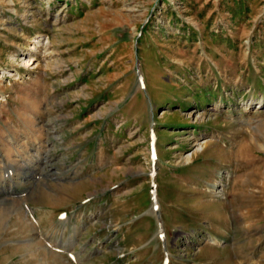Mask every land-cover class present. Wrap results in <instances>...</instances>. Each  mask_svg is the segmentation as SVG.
Returning a JSON list of instances; mask_svg holds the SVG:
<instances>
[{
    "label": "rangeland",
    "instance_id": "1",
    "mask_svg": "<svg viewBox=\"0 0 264 264\" xmlns=\"http://www.w3.org/2000/svg\"><path fill=\"white\" fill-rule=\"evenodd\" d=\"M0 264H264V0H0Z\"/></svg>",
    "mask_w": 264,
    "mask_h": 264
},
{
    "label": "bare ground",
    "instance_id": "2",
    "mask_svg": "<svg viewBox=\"0 0 264 264\" xmlns=\"http://www.w3.org/2000/svg\"><path fill=\"white\" fill-rule=\"evenodd\" d=\"M32 43L33 44H40L41 43V40H39V39H34L33 41H32ZM30 50H32V51H34V50H36V47L35 46H33ZM23 61H25V64L27 65V64H29L30 62H31V59H27L26 60V58L25 59H23ZM37 64V63H36ZM36 64H34V65H36ZM213 110H216V109H213ZM155 197H156V194H155ZM75 260V259H74ZM76 261V260H75ZM77 262V261H76Z\"/></svg>",
    "mask_w": 264,
    "mask_h": 264
},
{
    "label": "water",
    "instance_id": "3",
    "mask_svg": "<svg viewBox=\"0 0 264 264\" xmlns=\"http://www.w3.org/2000/svg\"><path fill=\"white\" fill-rule=\"evenodd\" d=\"M158 216H159V218L161 219V217H160V213L158 212Z\"/></svg>",
    "mask_w": 264,
    "mask_h": 264
}]
</instances>
